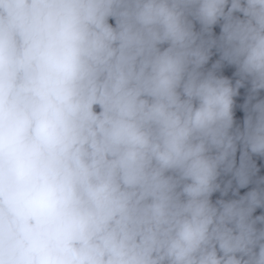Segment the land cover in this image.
<instances>
[{"label":"clouds","instance_id":"1","mask_svg":"<svg viewBox=\"0 0 264 264\" xmlns=\"http://www.w3.org/2000/svg\"><path fill=\"white\" fill-rule=\"evenodd\" d=\"M77 2L85 13L80 29L83 35L67 42L54 39L50 31L41 27L38 13L41 0H0V172L3 174L0 237L9 226L18 224L28 226L34 238H46L57 232L72 215L71 208L64 205L73 193L76 206L89 215L102 218L107 210L104 198L93 196L89 182L76 178L72 151L85 126L72 115L68 99L76 76L69 65L87 70L91 53L102 39L101 28L88 20V10L113 0ZM123 2L139 6L145 23L165 13L164 0ZM223 2L226 4L227 0ZM107 19L105 16V22ZM260 45L264 49V40ZM170 69V64H162L159 69L164 83H168L166 73ZM194 100L190 106L194 113L191 122L198 129L213 119L219 104L227 108L223 97L214 96L213 90L207 87ZM156 135L166 137L169 152L164 156L165 162L175 165L182 179L194 186L191 191H198L209 178L215 180L225 172L242 174L244 164H237L238 151H243L246 160L253 156L264 159V109L246 121L239 133L217 130L208 149L199 137L182 148L180 143L187 135L185 131L176 135L164 127L157 128ZM19 163L30 170L22 184L11 174ZM53 190L59 202L56 209L49 198ZM193 236L192 229L186 226L180 240L174 243L181 255L185 251L181 241L191 245ZM97 264L104 262L97 261ZM107 264L114 262L107 261Z\"/></svg>","mask_w":264,"mask_h":264}]
</instances>
